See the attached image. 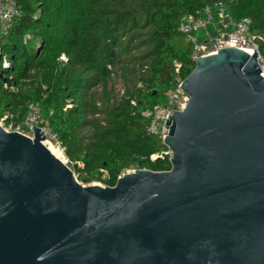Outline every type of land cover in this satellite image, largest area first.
<instances>
[{
	"label": "water",
	"instance_id": "1",
	"mask_svg": "<svg viewBox=\"0 0 264 264\" xmlns=\"http://www.w3.org/2000/svg\"><path fill=\"white\" fill-rule=\"evenodd\" d=\"M259 52L198 58L167 116V172L81 185L33 129L0 126V264H264Z\"/></svg>",
	"mask_w": 264,
	"mask_h": 264
},
{
	"label": "trees",
	"instance_id": "2",
	"mask_svg": "<svg viewBox=\"0 0 264 264\" xmlns=\"http://www.w3.org/2000/svg\"><path fill=\"white\" fill-rule=\"evenodd\" d=\"M16 1L20 16L0 43V120L22 124L29 105H38L86 184L114 187L133 166L170 171V157L150 159L168 148L148 133L143 115L165 106L166 93L195 69L193 46L178 30L183 17L226 3L235 20L252 21L264 66V0Z\"/></svg>",
	"mask_w": 264,
	"mask_h": 264
},
{
	"label": "built area",
	"instance_id": "3",
	"mask_svg": "<svg viewBox=\"0 0 264 264\" xmlns=\"http://www.w3.org/2000/svg\"><path fill=\"white\" fill-rule=\"evenodd\" d=\"M19 16L20 9L16 0H0V43L9 35L15 19ZM251 28L252 21L249 18H243L239 21L235 20L230 14L227 4L219 2L213 6L204 8L199 16L188 15L183 17L178 30L181 35L185 36L187 42L192 44V57L195 62L198 58L215 55L224 48H236L241 51L251 50L254 54L255 51H258V45ZM59 60L63 63L67 62L65 55H62ZM259 63L263 70L262 76L264 77V66L260 57ZM3 67L5 69H10L11 67V63L6 56H3ZM147 69L148 66H144L142 72H145ZM176 72L179 73L178 65ZM114 82L116 94L120 98L124 97L126 90L120 77L114 78ZM178 83V87L175 90L166 93L167 102L165 106H156L143 115L150 120L148 133L160 137L162 140H164L167 116L171 117L174 112L184 110L188 102V97L179 88L183 81L178 80ZM9 118H12V116H6L1 121L4 122ZM33 127L39 128L41 134L43 132L42 135L44 137L51 136L54 138L62 152L65 151L56 136L50 131L48 123L44 120L38 105H29L28 113L22 124L2 128L8 133H18L29 138L30 133L34 134L33 129H31ZM171 155V151L168 150L160 155H153L150 159L154 161L167 156L171 158ZM139 171L141 169L133 166L125 170L119 178L126 174H136Z\"/></svg>",
	"mask_w": 264,
	"mask_h": 264
},
{
	"label": "rangeland",
	"instance_id": "4",
	"mask_svg": "<svg viewBox=\"0 0 264 264\" xmlns=\"http://www.w3.org/2000/svg\"><path fill=\"white\" fill-rule=\"evenodd\" d=\"M176 43H177V44H180V43H181V40H176ZM114 83H115V82H114ZM12 120H13L12 118L6 119L4 122L0 120V126H1V127H5V128L13 127L14 125H16V123L13 122ZM46 138H47L48 141H50V142L53 144L52 148H59L58 143H57V141H56L54 138H52L51 136H48V137H46ZM46 147H47V148H48V147L51 148V145H50V144H47ZM59 149H60V148H59ZM60 151L62 152L61 149H60ZM62 153H63L64 159H65V164H66V166L72 170V169H73V165H72L71 161L66 157V155H65L64 152H62ZM74 175H75L77 181H78L81 185H83V186H85V187H88V186H94V185L105 187V185H104L103 183H101V182H96V181L93 182V183H91V184H86V183H84V182L81 180L80 174H78V173H74Z\"/></svg>",
	"mask_w": 264,
	"mask_h": 264
},
{
	"label": "bare ground",
	"instance_id": "5",
	"mask_svg": "<svg viewBox=\"0 0 264 264\" xmlns=\"http://www.w3.org/2000/svg\"><path fill=\"white\" fill-rule=\"evenodd\" d=\"M245 52H248L250 54L253 55V52L251 50H247ZM44 146L46 147L47 144L46 143H43ZM47 148V147H46ZM47 150L51 153V155H53L56 159H58L60 162H62L63 164H65V159H64V156H63V153L60 151L59 148H51L48 147ZM66 165V164H65Z\"/></svg>",
	"mask_w": 264,
	"mask_h": 264
}]
</instances>
